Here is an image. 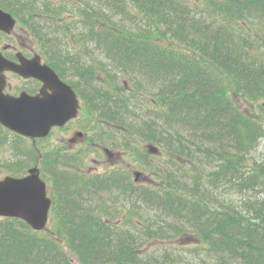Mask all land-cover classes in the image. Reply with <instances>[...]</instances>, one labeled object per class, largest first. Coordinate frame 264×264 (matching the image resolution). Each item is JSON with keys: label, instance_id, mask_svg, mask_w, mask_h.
<instances>
[{"label": "trees", "instance_id": "16d2710c", "mask_svg": "<svg viewBox=\"0 0 264 264\" xmlns=\"http://www.w3.org/2000/svg\"><path fill=\"white\" fill-rule=\"evenodd\" d=\"M0 6L157 182L69 170L0 124V172L38 164L53 200L45 230L0 217V264H264V0Z\"/></svg>", "mask_w": 264, "mask_h": 264}, {"label": "water", "instance_id": "95a60500", "mask_svg": "<svg viewBox=\"0 0 264 264\" xmlns=\"http://www.w3.org/2000/svg\"><path fill=\"white\" fill-rule=\"evenodd\" d=\"M15 20L0 10V29L10 30ZM9 69L25 77H35L44 82L40 93L22 92L11 96L2 92L5 85L3 71ZM49 89L50 91H48ZM79 100L75 91L61 81L39 56L21 59L20 63L0 62V123L7 128L33 138L46 136L51 127L63 125L77 116ZM51 200L39 169L32 167L21 177L7 175L0 179V216L18 217L35 230L46 227Z\"/></svg>", "mask_w": 264, "mask_h": 264}, {"label": "rangeland", "instance_id": "374dc122", "mask_svg": "<svg viewBox=\"0 0 264 264\" xmlns=\"http://www.w3.org/2000/svg\"><path fill=\"white\" fill-rule=\"evenodd\" d=\"M27 34L25 33L24 35L26 36ZM85 107L86 106L83 104L82 108H80L79 116L75 118L67 128L62 129L56 133H51L43 140H40L37 144L39 150H41V152L49 154L50 151L54 152L58 148V146H63L62 148L67 151L62 152L79 154L82 159L77 157L76 158L80 161V165L76 163L72 166L71 162H68L65 165L63 163L59 164L60 166L72 171L77 169L81 172L88 171L90 174H99L112 169H116L117 167H124L128 170L130 177L132 179H136L137 182L148 184L152 182L157 183L154 180V175L145 170L140 164L139 159L136 155L138 149H136V151L133 153V147L127 148L123 145H119L117 147L116 142L107 144L99 140H93V134H95L96 129L92 130V125L96 127L97 124L100 128V124L96 122L94 116L92 117V115L87 112V109ZM89 122H91L92 125L89 126L87 124ZM94 122L96 123L94 124ZM75 130H82L84 134L78 139L76 143H71L69 141V138L73 136V132ZM98 130L101 132V129ZM113 134L114 133H111L112 136ZM120 143H122V141ZM99 144L101 146H99ZM24 145H31V140H26L24 142ZM105 149H108V151H106ZM259 150H264V139L260 142ZM4 153L7 154L9 152L4 151ZM55 156L56 155L51 154L49 156V159H53ZM70 158L72 157L66 156L58 158L56 160L70 161ZM136 171H139V173ZM5 175V173L0 172V178L4 177ZM48 192L52 197L51 188H49ZM49 225L50 224L48 223V226ZM72 264L80 263L76 259L72 258Z\"/></svg>", "mask_w": 264, "mask_h": 264}, {"label": "flooded vegetation", "instance_id": "af4514ba", "mask_svg": "<svg viewBox=\"0 0 264 264\" xmlns=\"http://www.w3.org/2000/svg\"><path fill=\"white\" fill-rule=\"evenodd\" d=\"M0 9L4 12L10 13L9 11L5 10L3 7L1 8V6ZM10 14L12 15L13 18H15L16 21L11 30L5 31L0 29V62L19 63L21 59L23 60L31 59L36 55H39L40 62L47 63L42 54L41 49L39 48V43H37L35 40H31L30 36L27 34L24 27L20 24L19 20L12 13ZM25 33L27 34L26 36L24 35ZM4 74H5L6 82L3 91L4 93L12 96H18L22 92H26L30 95H36L41 91V89L44 86V82L35 77H23L21 74L15 73L11 70H6ZM58 76L63 82L67 83L74 89L77 98L80 101L79 107L82 108L83 104L85 105L84 100L81 94L72 86L70 82V76L68 74H65L63 76L58 74ZM47 90L50 91L49 89ZM73 120L74 119L69 120L63 126L52 127L50 134L59 132L60 130L67 128L73 122ZM92 123H87V124L90 126L92 125ZM95 123L96 122H94V124ZM94 129L96 130H95V134L93 135H95L96 140H99L100 131L98 130L99 127L97 124L96 127L92 125V130ZM83 134L84 133L82 130H75L73 132V136L69 138V141L71 143H76L78 139L81 136H83ZM24 138L30 139L27 137ZM30 140L35 143L38 139L35 140L30 139ZM99 146L101 145L99 144ZM62 147L63 146H58V148L54 152H52L53 155H56L55 156L56 158L71 156L73 159H77V158L82 159V157L79 154L62 152V151H67Z\"/></svg>", "mask_w": 264, "mask_h": 264}]
</instances>
